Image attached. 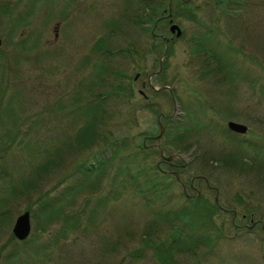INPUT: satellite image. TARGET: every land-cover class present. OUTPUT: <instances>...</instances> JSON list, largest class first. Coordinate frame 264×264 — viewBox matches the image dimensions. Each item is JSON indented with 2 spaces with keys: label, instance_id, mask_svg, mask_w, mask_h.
Listing matches in <instances>:
<instances>
[{
  "label": "rangeland",
  "instance_id": "rangeland-1",
  "mask_svg": "<svg viewBox=\"0 0 264 264\" xmlns=\"http://www.w3.org/2000/svg\"><path fill=\"white\" fill-rule=\"evenodd\" d=\"M136 1L0 0V264H162L150 251L139 258L132 254L155 210L188 207L179 184L166 180L170 190L161 202L145 207L151 194L145 197L122 183V155L109 161L111 150L99 140L86 148L65 143L87 120L86 112L76 110L93 100L87 89L95 41L114 30L117 46L135 41L142 47L140 32L125 19ZM206 3L193 0L201 9L209 7ZM241 8L235 20L219 16L208 22L197 13L206 26L218 29V48L232 66L215 78L200 76L190 50L201 29L177 14L178 38L169 35L167 21L162 23V36L172 39L171 51L145 62L136 57L138 69L114 62L113 69L129 68L125 85L132 96L118 103L106 100L93 126L122 134L131 151L132 145L149 148L152 142L142 140L158 134L159 121L166 135L155 144L165 157L178 156L174 164H186L178 177L187 193L194 195L187 187L190 177H205L217 189L221 206L238 215L254 212L264 226V0H243ZM159 63L156 81L149 74ZM142 67L146 72L136 74ZM161 87L169 92L157 90ZM228 121L246 131L232 133ZM169 132L187 137L167 148ZM186 147V153L173 152ZM158 160L150 153L145 164L156 167ZM90 165V172H80ZM80 183L85 186L78 188ZM193 186L204 207L215 208L214 193L202 182ZM23 212L29 214L30 232L18 241L11 229ZM208 214L201 212L194 233L209 238L212 249L174 257L171 264H264L261 231H235L230 215L216 209ZM71 217L75 223H69Z\"/></svg>",
  "mask_w": 264,
  "mask_h": 264
},
{
  "label": "trees",
  "instance_id": "trees-1",
  "mask_svg": "<svg viewBox=\"0 0 264 264\" xmlns=\"http://www.w3.org/2000/svg\"><path fill=\"white\" fill-rule=\"evenodd\" d=\"M170 2V13L172 20L180 14L183 18L197 24L201 31L197 32L193 46L190 50V57L199 66L200 76H208L209 78H215L222 70H226L229 64V60L225 57L224 53H221L218 46L219 43L215 36L218 33V29L215 30L206 26L198 17L197 13H202V17L206 18L208 22H213L222 16L223 19H234L237 14L240 13L243 0H207L209 5L206 10L199 8V6L193 4V0H137L133 5H129L131 10L125 17L128 24L138 29L140 36L144 41L142 47L137 42H128L125 45L117 46L116 41L119 43V36L114 30L106 32L103 36L99 37L92 46L91 53L94 56L95 63L93 71L90 73L91 81L90 88L87 89L88 95L92 97V102L85 103L83 106L76 110L78 112H86L87 120H84L83 124L76 128L71 138H68V142H65L68 147L76 145V147L83 148L89 147L97 140L103 144L101 147H108L111 150L110 158H115L118 155L121 156V164L118 166L121 168V172L126 176L122 183L124 185H134V189L138 190L141 194H151L150 200L145 198V207H149V203L161 202V198L165 195L166 189L164 182L171 179L174 182V178L166 173L158 172L156 167L150 168V165L145 164L146 158L150 153L157 154L154 148H144L139 145H132L131 151L126 138L121 135H116L108 130L101 131L97 129V126L93 124L97 123L98 111L102 114V105L106 100L118 103L122 96L127 99L132 96L131 90L128 89L127 84L130 80L128 75L129 68L121 69L122 66L118 65L117 69H113L114 62L126 61L129 67H138L134 64L135 58L140 56L145 62V59L149 56L160 57L164 50V41L160 38L164 34L162 23H166L167 20H161L164 16V9L167 10V5L164 4ZM219 12V15L216 14ZM233 12V13H232ZM235 14V15H234ZM236 16V17H235ZM224 20V21H225ZM235 20V19H234ZM144 24V25H143ZM151 25V29L148 31L143 26ZM110 29H114L112 26ZM163 33V34H162ZM170 35V34H169ZM181 35V34H180ZM172 39L168 38L166 44L167 51H171ZM167 58V56H165ZM163 62V60H162ZM161 62V63H162ZM160 63V66L162 64ZM140 67V66H139ZM141 71V72H140ZM140 73L144 74L146 71L142 67ZM156 71H151L153 73ZM160 73V72H159ZM159 73L152 77L157 81L159 79ZM135 76V75H134ZM134 80V77H133ZM92 86L96 88L95 92H92ZM106 88L108 90L104 91ZM97 89H99L97 91ZM100 89L102 92H99ZM119 100V101H117ZM170 122V120H167ZM186 132V131H185ZM174 133H167L171 136V143L167 144V148L173 144L174 141L184 139L186 135L174 136ZM166 135L163 132L160 139ZM108 136V137H107ZM181 139V140H182ZM151 142V141H150ZM74 144V145H73ZM190 148H177L173 149L176 153H186ZM128 153H124V151ZM158 155V154H157ZM138 162V164L136 163ZM97 166H101L104 162H99ZM131 166V167H130ZM94 167L88 166L85 170H80L81 173L90 172ZM96 170V169H94ZM133 173H130L131 171ZM102 171H98L96 178H100ZM140 178V179H139ZM139 180H141L139 182ZM85 183H80L78 188L84 187ZM92 187V185H90ZM98 188V187H97ZM96 188V189H97ZM188 207L174 211L168 209L162 211V209L155 210L149 220L144 223L140 234V247L133 252V256L137 258L141 257L142 253L150 251L154 258L162 264H171L174 262V257L193 255L198 250L203 249L202 252L210 250L213 243L209 238L204 236L195 235L197 221H202L201 212H209L216 208L204 207V202L201 197L195 199H187ZM206 210V211H205ZM208 214V215H209ZM210 217V216H209ZM69 223H75V219L71 217ZM212 249V248H211Z\"/></svg>",
  "mask_w": 264,
  "mask_h": 264
},
{
  "label": "flooded vegetation",
  "instance_id": "flooded-vegetation-1",
  "mask_svg": "<svg viewBox=\"0 0 264 264\" xmlns=\"http://www.w3.org/2000/svg\"><path fill=\"white\" fill-rule=\"evenodd\" d=\"M165 16L161 17V20H167V25L168 27L173 23L172 20L169 19H165ZM167 27V30H168ZM135 80V78H134ZM141 87L144 88L143 84H141ZM143 96V93H140ZM163 116L159 115L158 118H162ZM246 128V127H245ZM246 131V130H245ZM234 133V132H232ZM154 137H146L142 140V143L144 144L146 141H151L152 143L149 145L150 146H156L155 147H151L154 148L157 151V154L159 156V160L156 163V168L158 170V172L160 173H166L168 175H171L173 178L174 176L172 175V173L176 174L177 178H174V180L179 184V186L182 189L183 195L185 198L191 200V199H195V198H199L200 197V191L198 188L193 186V182L194 181H199L202 182L203 185L205 186V188L209 191H212L214 193V198H213V205L215 206L216 210H218L220 213L225 214V215H230V225L231 228L234 229L235 231H240V230H245L247 232H257V231H261L262 232V236H263V241H264V226H263V222L261 220V218L255 216L254 212H241V214L238 215V213L233 210V209H227L224 206H221L218 203V191L215 187H213L212 185L209 184L208 180L205 177L202 176H192L189 179V183L187 185L188 190L191 191L194 195H190L187 193L185 185L180 181L179 177H178V171H184L186 168V164H174L173 160L174 158H171L170 160H165V156L163 155V149L158 147L155 142L158 141L159 139H153ZM145 147V145H143ZM146 148V147H145ZM171 155H175V154H171ZM169 155V156H171ZM168 157V156H167ZM260 161L264 162L263 159L261 158ZM163 165L165 167L168 168L167 171H163L160 166ZM264 167V163L261 164ZM246 222V223H245ZM249 224V225H246ZM262 257L264 258V255L262 253Z\"/></svg>",
  "mask_w": 264,
  "mask_h": 264
},
{
  "label": "water",
  "instance_id": "water-1",
  "mask_svg": "<svg viewBox=\"0 0 264 264\" xmlns=\"http://www.w3.org/2000/svg\"><path fill=\"white\" fill-rule=\"evenodd\" d=\"M170 17H171L170 3H168L167 4V14L165 15L164 18L169 19ZM168 32H169V34H174L175 38H178L181 34V31L178 28V26L173 24V23L168 27ZM160 38L164 41V52H163V55H164L166 53V44L168 42V38L163 37V36H161ZM159 71H160V63H159V67H158L157 71L150 73L149 77L158 74ZM152 90H155V89L152 88ZM157 90H165V91L169 92V89L167 87H161ZM157 125H158L159 132L153 139H159L161 136V133H162V127H161L159 121H157ZM226 127L229 131L234 132V133H240V134H243L246 130L244 125H241V124H238L235 122H231V121H228L226 123ZM150 147L156 148V146H150ZM177 157H178L177 155H171V156L166 157L165 160L168 161L171 158H177ZM172 175L174 176V178H177L175 173H172ZM11 232H12V235L14 236V238L18 241H22V240L27 238V236L29 235V232H30L28 212H23L22 214H20L16 217L14 224H13V227L11 229ZM263 255H264V251H263Z\"/></svg>",
  "mask_w": 264,
  "mask_h": 264
}]
</instances>
